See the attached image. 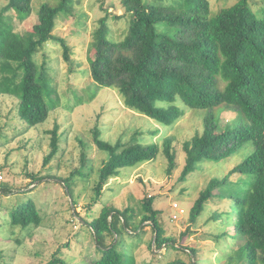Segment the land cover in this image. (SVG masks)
Wrapping results in <instances>:
<instances>
[{
	"label": "trees",
	"instance_id": "1",
	"mask_svg": "<svg viewBox=\"0 0 264 264\" xmlns=\"http://www.w3.org/2000/svg\"><path fill=\"white\" fill-rule=\"evenodd\" d=\"M120 3L123 12L115 17H125L127 29L122 37L112 38L108 24L111 14L106 10L94 31L92 79L99 88L116 87L129 108L162 123H171L185 113L178 100L190 108L213 110L224 104L237 111V117L224 126L210 112L204 118L203 130L183 144L186 157L180 181L187 180L206 159L219 161L247 144L253 146L226 176L212 178L201 190L190 209L187 229L197 223L206 204L224 198L216 189L235 185L239 191L231 195L236 213L234 237L244 242L229 257L233 260L229 264H264V5L254 10L250 0H236L213 14L209 0H120ZM72 8V0H59L56 5L45 2L38 15L33 16L31 29L23 31L16 30L14 21L24 22L30 17L32 0H7L0 11V92L17 95V112L27 128L46 121L54 108L48 98L56 89L51 85L46 63L39 65L36 55L48 41L55 39L63 46L65 60L71 59L69 44L56 36L54 30L57 20L62 14H72ZM158 101H165L166 105H158ZM81 103L80 99L78 104ZM58 130L56 124L49 131L51 152L44 164L59 150ZM92 134L97 149L107 151L108 159L99 169L96 196L94 203L88 204L89 210L100 201L104 187L122 168L153 160L160 151L159 144L142 143L136 137L129 141L121 137L115 143L103 140L98 126L92 129ZM173 141L170 136L163 141L169 175L178 164ZM80 143L81 167L61 179L68 193L72 192L77 175L89 174L83 170L90 160L88 144L83 139ZM234 173L240 175L236 182L230 178ZM31 175L34 180L30 187L35 188V181L44 178ZM154 205V197L143 198L141 221L151 223L154 228L151 246L156 252L167 244L175 247L176 243L166 236L160 223L162 211ZM42 212L32 198L16 207L10 222L30 232L32 226L42 223ZM128 213V208L121 210L105 204L98 214H90L91 220L81 217L96 235L98 256L92 264H129L131 253L121 249L118 239L109 244L103 239L104 233L116 234L122 226L131 231ZM223 213L216 209L212 215L218 220ZM143 230V226H138L134 232L140 234ZM188 250L195 254V249ZM48 264L67 262L55 255ZM170 264L182 262L178 259Z\"/></svg>",
	"mask_w": 264,
	"mask_h": 264
},
{
	"label": "rangeland",
	"instance_id": "2",
	"mask_svg": "<svg viewBox=\"0 0 264 264\" xmlns=\"http://www.w3.org/2000/svg\"><path fill=\"white\" fill-rule=\"evenodd\" d=\"M6 2L0 0V11ZM45 2L56 5L59 0H32V14L24 22L15 19L16 30H30L33 16L38 15L39 7ZM209 2L214 14L236 0ZM72 4V14H62L54 30L56 36L69 44L71 59L65 60L63 46L55 39L48 41L36 55L39 65L46 63L51 85L56 89L48 98L49 105L54 108L46 121L27 128L17 112V95L0 92V264H48L55 255L67 264H92L98 256L96 235L83 224L81 217L91 220L105 204L129 209L131 231L122 226L117 229L118 233L106 232L103 238L106 244L118 239L121 249L131 253L129 264H170L178 259L182 264H229L233 261L229 257L244 242L234 237L233 227L236 213L231 195L239 191V187L230 185L216 189L224 198L206 204L197 223L187 229L189 213L208 182L226 176L253 146L247 144L219 161H202L185 181H180L179 176L186 157L183 144L203 130L205 116L214 112L224 126L237 117V111L224 104L213 110L190 108L178 100L177 103L185 107V113L171 123H162L129 108L116 87L99 88L90 75L95 54L94 31L107 14L106 10L111 14L108 24L112 38L122 37L127 29L126 18L115 17L123 12L120 0H72ZM250 4L257 10L264 1L250 0ZM80 99L83 103L78 104ZM157 104L165 106L166 102L158 101ZM56 124L59 126V150L44 164L51 152L49 131ZM95 126L102 131L103 140L115 143L121 137L124 141L136 137L142 143L159 144L160 151L153 160L122 168L119 175L106 184L100 201L89 210L88 204L94 203L96 196L94 188L99 180V169L108 159V152L98 150L95 145L92 134ZM168 136L174 140L178 162L171 175L167 173L168 160L163 152V141ZM80 139L88 144L90 160L83 170L89 174L77 175L72 192L68 193L61 179L81 167ZM31 174L44 178L35 181V188L30 187L34 180ZM239 176L232 174L231 181H238ZM147 196L155 198V208L162 211L160 223L166 236L174 239L175 247L167 244L154 252L151 246L154 228L151 223L141 221L142 201ZM32 198L41 207L43 220L27 232V228L14 226L10 220L16 207ZM174 202L185 211L176 220L171 216L176 211L172 207ZM216 209L224 211L221 219L213 218ZM138 226H143L144 232L136 234ZM188 248L195 249V254Z\"/></svg>",
	"mask_w": 264,
	"mask_h": 264
},
{
	"label": "built area",
	"instance_id": "3",
	"mask_svg": "<svg viewBox=\"0 0 264 264\" xmlns=\"http://www.w3.org/2000/svg\"><path fill=\"white\" fill-rule=\"evenodd\" d=\"M173 209H175L176 211L171 215L172 216V220H176L179 219V214H184L185 211L184 209L181 208V205L178 202H174L172 204Z\"/></svg>",
	"mask_w": 264,
	"mask_h": 264
}]
</instances>
